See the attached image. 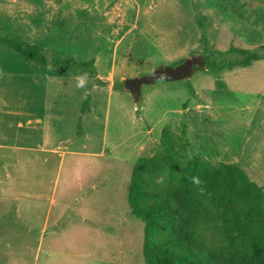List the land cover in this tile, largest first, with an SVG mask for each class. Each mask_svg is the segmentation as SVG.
Segmentation results:
<instances>
[{
  "label": "rangeland",
  "instance_id": "1",
  "mask_svg": "<svg viewBox=\"0 0 264 264\" xmlns=\"http://www.w3.org/2000/svg\"><path fill=\"white\" fill-rule=\"evenodd\" d=\"M220 1L0 0V37L39 45L49 59H60L57 80L77 71L74 59L88 61L83 70L92 80L97 61L105 78L77 88L68 77L46 97L43 83L28 73L33 64L0 43V99L11 111L0 105V144L37 145L44 133L32 115L49 102L74 116L75 137L64 145L88 152L67 155L58 173L57 160L44 166L37 153L0 148V264H144V223L129 212L127 189L137 158L159 151L165 126L185 136L189 157L233 163L264 187V59L144 85L139 104L123 86L159 65L207 58L202 29L211 49L264 46V20L219 9ZM79 92L88 97L89 112L76 109ZM8 185L28 205L26 215H16L14 197L4 202Z\"/></svg>",
  "mask_w": 264,
  "mask_h": 264
},
{
  "label": "trees",
  "instance_id": "2",
  "mask_svg": "<svg viewBox=\"0 0 264 264\" xmlns=\"http://www.w3.org/2000/svg\"><path fill=\"white\" fill-rule=\"evenodd\" d=\"M216 5L233 14L251 11L264 20V0H221ZM201 38L206 54L218 57L205 58L213 73L264 59V46L256 50L231 44L221 51L208 47L204 29ZM0 43L27 62L61 66L60 59L49 60L39 45L9 36L0 37ZM63 67L69 69V62ZM89 111L85 97L81 113ZM187 143L183 134L165 126L159 151L138 157L133 165L127 203L144 223V264H264V187L238 165L189 157ZM193 177L201 183H193Z\"/></svg>",
  "mask_w": 264,
  "mask_h": 264
},
{
  "label": "crops",
  "instance_id": "3",
  "mask_svg": "<svg viewBox=\"0 0 264 264\" xmlns=\"http://www.w3.org/2000/svg\"><path fill=\"white\" fill-rule=\"evenodd\" d=\"M52 14V13H51ZM50 14V15H51ZM51 18L49 20V23H53V20L51 21ZM49 59V58H48ZM49 60H52L49 59ZM94 65H95V69H96V73H94V79L92 80V78H89L87 75V81L85 83L84 86H86L89 83H92V85L97 86L102 83L105 82V78L104 76L101 75V73L99 72L98 69V64L97 61H93ZM88 61H83L81 59H74L73 60V64H74V68L77 69L76 70H72L73 68H70L68 70L67 73L70 72V75L66 74L64 75V72H62V75L64 77H62L61 79L57 80V74L60 73L58 71L61 70V68H59L60 70L56 69L54 66L50 65L51 68H42L40 65H37L35 63L33 64V69L32 71L28 72L31 74V77H33L34 81H37V83L44 85L45 87V96H49L50 93L52 92V86L56 85L58 83L63 84L65 83V79H67L69 77V79H74L75 81V77H77L78 75H80L81 73H85V71L83 70V67H87ZM81 68V70H79ZM85 69V68H84ZM74 72L73 74H71L72 72ZM5 70L3 69V66L1 65V61H0V76L4 75ZM67 81V80H66ZM107 82L109 83V91L113 92L115 87H114V83H115V76L113 72H110V74L107 77ZM55 88V87H54ZM63 88V87H61ZM57 89V87H56ZM8 90V89H7ZM56 91V90H55ZM84 95H82V93H78V101H76V109H78V112L81 113V105H82V101H83ZM49 102H47V104L45 105V107H43V111H40L41 109L38 110V113L36 112L35 114L32 115V117L35 120V124L36 126H38L39 128H43V135L42 138H40L39 142L37 143V145H35L34 147L30 148V147H24V146H11V145H3L0 144V148L1 149H8V150H26V151H32L34 153H37V155H41V164L47 165L49 163V161H53V160H57V172L59 173V170L62 166V164L64 163L65 158L67 157V155H75V154H85L88 155L87 151H79V150H72L70 149L68 146L64 145V144H68L69 142L72 141L73 137H75V130H72V125L74 124L73 122V118L74 116L70 113H67L66 115H61L59 113V109L53 106H49L48 104ZM56 104V103H55ZM0 105H2V107L5 106V102L3 101V97L0 99ZM7 106V105H6ZM5 106V107H6ZM16 107H20L19 105H16ZM61 112L64 110L65 105L63 104L61 106ZM6 112H11L9 110V108L6 107L5 109ZM20 111V109H19ZM17 112V111H16ZM29 122V121H28ZM51 131L52 133H55V136L57 137V139L51 137V133L49 132ZM57 131H60V134H58ZM42 134V132H41ZM105 150L104 147L102 148V150L100 151L99 154L95 153V152H90L91 154H97L100 156H103ZM7 162V167H10V164ZM19 164V162L17 163ZM7 177L10 176L9 171H7ZM15 188L13 185H8V187L3 188L2 191L5 192V194H7V199L4 200V202H9L11 203L12 201H10V197H14V200L17 199V202H13L15 205L14 208L15 213L17 216H23L26 215L28 213V211L26 210V208L28 207L27 204H22L21 199L19 197V193L14 191ZM10 191H12V193H10Z\"/></svg>",
  "mask_w": 264,
  "mask_h": 264
},
{
  "label": "water",
  "instance_id": "4",
  "mask_svg": "<svg viewBox=\"0 0 264 264\" xmlns=\"http://www.w3.org/2000/svg\"><path fill=\"white\" fill-rule=\"evenodd\" d=\"M197 68H205V57L202 55H191L176 65H159L143 76L126 78L123 81V86L130 92L133 102L139 104L144 85L154 84L158 80L167 82L188 80Z\"/></svg>",
  "mask_w": 264,
  "mask_h": 264
},
{
  "label": "clouds",
  "instance_id": "5",
  "mask_svg": "<svg viewBox=\"0 0 264 264\" xmlns=\"http://www.w3.org/2000/svg\"><path fill=\"white\" fill-rule=\"evenodd\" d=\"M87 81V73H81L77 77H75V86L77 88H82L84 87L85 83ZM193 183L195 184H200L201 181L197 177H193Z\"/></svg>",
  "mask_w": 264,
  "mask_h": 264
}]
</instances>
